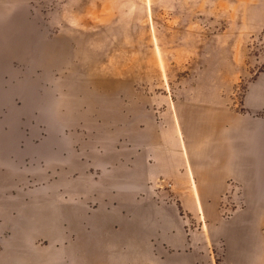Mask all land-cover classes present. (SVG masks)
<instances>
[{
	"label": "crops",
	"instance_id": "crops-1",
	"mask_svg": "<svg viewBox=\"0 0 264 264\" xmlns=\"http://www.w3.org/2000/svg\"><path fill=\"white\" fill-rule=\"evenodd\" d=\"M47 99L0 128V264H264V118ZM247 101L264 107V76Z\"/></svg>",
	"mask_w": 264,
	"mask_h": 264
},
{
	"label": "rangeland",
	"instance_id": "rangeland-1",
	"mask_svg": "<svg viewBox=\"0 0 264 264\" xmlns=\"http://www.w3.org/2000/svg\"><path fill=\"white\" fill-rule=\"evenodd\" d=\"M262 76L264 0H0V128L25 129L38 92L93 111L198 99L264 118L247 101Z\"/></svg>",
	"mask_w": 264,
	"mask_h": 264
},
{
	"label": "built area",
	"instance_id": "built-area-1",
	"mask_svg": "<svg viewBox=\"0 0 264 264\" xmlns=\"http://www.w3.org/2000/svg\"><path fill=\"white\" fill-rule=\"evenodd\" d=\"M235 188H237V191L239 193L238 184L231 182L230 190L225 192L221 196V198H222L221 199V212H222L223 216H225V217L231 216V214L234 212L235 208L237 207V205L234 203V201L231 200V191L233 192Z\"/></svg>",
	"mask_w": 264,
	"mask_h": 264
}]
</instances>
